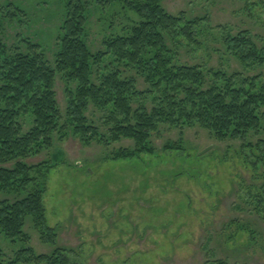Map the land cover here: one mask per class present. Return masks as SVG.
<instances>
[{"label": "trees", "instance_id": "16d2710c", "mask_svg": "<svg viewBox=\"0 0 264 264\" xmlns=\"http://www.w3.org/2000/svg\"><path fill=\"white\" fill-rule=\"evenodd\" d=\"M203 1L209 6L175 15L165 0H64L53 64L30 38L7 42V27L22 26L28 15L11 2L0 6V235L13 247L8 254L0 246V264H78L60 245L45 206L51 172L65 163L63 152L53 151L70 136L104 147L110 161L121 163L184 153V131L204 130L213 141L236 144L226 153L254 173L248 204L264 218V36L212 21V9L225 4L231 16L261 22L264 0ZM93 7L101 16L112 7L128 21L96 51L89 44ZM214 56L244 71L216 67ZM166 127L179 130L182 140L159 150L154 140ZM125 141L133 146L112 148ZM44 153L48 160L28 163ZM29 227L49 253L32 247Z\"/></svg>", "mask_w": 264, "mask_h": 264}, {"label": "rangeland", "instance_id": "374dc122", "mask_svg": "<svg viewBox=\"0 0 264 264\" xmlns=\"http://www.w3.org/2000/svg\"><path fill=\"white\" fill-rule=\"evenodd\" d=\"M6 2L22 7L28 15L22 26L7 27V42L16 44L17 35L30 38L42 45L53 64L64 0H0V6ZM203 5L209 6L203 0L164 2L175 15ZM212 14L214 27L232 24L264 36L263 12L257 23L231 16L230 6L225 4L213 8ZM110 18L114 21L111 28ZM127 25L124 15L112 7L103 16L93 7L91 48L102 49L106 36L120 33ZM220 62L214 56L216 67L244 71L236 62ZM139 82V88L145 90L147 86ZM56 91L65 114V84L60 77ZM183 138L184 153L160 152L141 162L121 163L110 161L108 151L98 144L86 147L73 136L57 141L53 152H63L65 163L51 172L45 206L49 225L59 229L60 245L71 251L76 263L207 264L219 259L231 264H264V218L248 204L254 173L233 151L226 153L236 144L213 141L199 128L185 130ZM180 139L179 130L166 127L154 142L161 150L166 143ZM131 146L132 142L125 141L112 148ZM207 149L210 151L200 155ZM49 158L44 153L28 163ZM28 232L39 254L51 251L32 228ZM0 246L8 254L13 250L1 235Z\"/></svg>", "mask_w": 264, "mask_h": 264}, {"label": "water", "instance_id": "95a60500", "mask_svg": "<svg viewBox=\"0 0 264 264\" xmlns=\"http://www.w3.org/2000/svg\"><path fill=\"white\" fill-rule=\"evenodd\" d=\"M211 149V148H210ZM210 149H207V150H205L204 152H202L200 155H204V154H206L207 152H209L210 151Z\"/></svg>", "mask_w": 264, "mask_h": 264}]
</instances>
